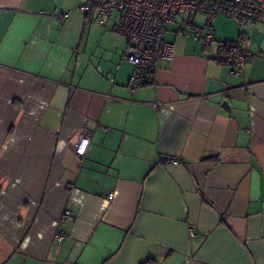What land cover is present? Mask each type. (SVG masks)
<instances>
[{
  "label": "crops",
  "instance_id": "0c3cea01",
  "mask_svg": "<svg viewBox=\"0 0 264 264\" xmlns=\"http://www.w3.org/2000/svg\"><path fill=\"white\" fill-rule=\"evenodd\" d=\"M82 3L0 0V264H264V16L241 76L172 32L133 85Z\"/></svg>",
  "mask_w": 264,
  "mask_h": 264
},
{
  "label": "built area",
  "instance_id": "2783aa9c",
  "mask_svg": "<svg viewBox=\"0 0 264 264\" xmlns=\"http://www.w3.org/2000/svg\"><path fill=\"white\" fill-rule=\"evenodd\" d=\"M81 8L94 11L96 21L103 26L113 13L117 14L110 27L126 40L121 62L134 66L130 78L133 85L153 82L159 63L171 57L173 44L165 40L167 24L175 25L171 32L191 36L201 42L203 49H212V58L227 64L230 75L241 76L248 59L259 55L249 48L248 27L264 16V0H83ZM218 14L235 20L238 27L235 40L215 38L213 21ZM65 17L66 13L59 15L61 21ZM90 140L89 131L79 133L75 152L85 155ZM67 220H73L70 210H64L59 219ZM189 233L194 235L192 227ZM54 238H63L60 229Z\"/></svg>",
  "mask_w": 264,
  "mask_h": 264
},
{
  "label": "rangeland",
  "instance_id": "374dc122",
  "mask_svg": "<svg viewBox=\"0 0 264 264\" xmlns=\"http://www.w3.org/2000/svg\"><path fill=\"white\" fill-rule=\"evenodd\" d=\"M116 13H113L112 15V18H111V22H116ZM219 16H221L222 14H218ZM217 15V16H218ZM216 16V17H217ZM224 16V15H223ZM230 18V17H229ZM232 20V19H231ZM218 21H215L214 24H213V29L216 31V34L218 35V40H222L223 38L221 36H219V34H221V30L218 28V24H217ZM98 25H100L99 23H97ZM102 26V25H100ZM103 27V26H102ZM166 29H167V33L165 35V40H173L175 38V36L173 35V33L171 32L172 30L175 29V25L174 24H167L166 25ZM179 38V37H178ZM222 38V39H221Z\"/></svg>",
  "mask_w": 264,
  "mask_h": 264
},
{
  "label": "trees",
  "instance_id": "16d2710c",
  "mask_svg": "<svg viewBox=\"0 0 264 264\" xmlns=\"http://www.w3.org/2000/svg\"><path fill=\"white\" fill-rule=\"evenodd\" d=\"M103 26V25H102ZM106 26V25H105ZM235 40V39H234ZM225 41H227V40H225Z\"/></svg>",
  "mask_w": 264,
  "mask_h": 264
}]
</instances>
